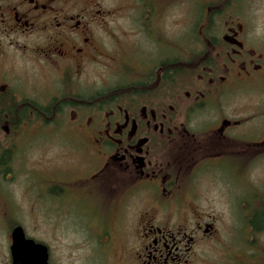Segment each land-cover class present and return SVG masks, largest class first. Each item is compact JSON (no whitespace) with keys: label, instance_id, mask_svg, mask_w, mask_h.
I'll return each instance as SVG.
<instances>
[{"label":"flooded vegetation","instance_id":"af4514ba","mask_svg":"<svg viewBox=\"0 0 264 264\" xmlns=\"http://www.w3.org/2000/svg\"><path fill=\"white\" fill-rule=\"evenodd\" d=\"M136 2L135 10L145 0ZM214 7L203 5L201 36L178 45L176 56L159 36L162 14L152 33L150 4L136 10L148 15L155 45L147 69L118 67L139 38H129V51L121 49L128 34L115 38L113 73L131 82L87 97L74 88L90 64L108 55L99 32L107 33L111 10L88 0H0V264H14L18 229L44 245L49 264H75L79 251L69 239L73 202L27 197L25 141L36 135L84 145L86 164L81 171L67 167L65 177L69 193L77 186L86 195L93 255L97 244L107 249L120 238L126 264H196V249L218 235L222 219L230 222L227 244H246L248 255L264 250V54L249 44L241 23L227 21L224 35L212 36ZM148 71L143 81L133 78ZM61 89L67 92L59 98ZM248 94L257 100L245 101ZM53 168L46 170L49 194L63 198ZM204 199L225 204V217L203 214ZM97 231L104 241L96 242ZM76 260L85 263L86 255Z\"/></svg>","mask_w":264,"mask_h":264},{"label":"rangeland","instance_id":"374dc122","mask_svg":"<svg viewBox=\"0 0 264 264\" xmlns=\"http://www.w3.org/2000/svg\"><path fill=\"white\" fill-rule=\"evenodd\" d=\"M95 1V4L103 6L104 9L111 10V15L108 18V23L104 25V30L100 31L99 35L101 40L105 42L106 47L110 48L107 51L106 57L98 58L97 62L90 64L88 69L83 72L82 76L77 79L75 94H86L88 97L95 92L103 91L111 87L128 84L131 82V76L116 75L113 73L114 66V50L117 44H113L112 40L119 38L122 35L128 34V40L125 41L124 49L130 50V43L138 39V48L130 51L128 58L123 55L122 58H118V67L121 63L127 64L130 68L136 71H145L150 56L153 54L155 45L149 40L147 35L146 24L148 21V15L143 12H136V10L144 9L147 11L148 4L152 9L150 17V27L152 33L157 31L156 20L161 15V23L159 27L161 29L159 36L171 41V50H165L176 56L179 54V47H184L188 44L192 46V41L195 38L200 37V26L205 20V9L203 5L215 6V12L212 15L211 22L214 24L212 27V36H218V32L223 29V24L227 21H234L237 26L241 23L245 26V31L248 32L249 44L257 49L258 52L264 54V0H145V2L136 8L132 5L137 4L136 0H88ZM129 4V5H128ZM129 6L128 8L125 6ZM207 18V17H206ZM208 18L206 19V22ZM148 24V26H149ZM136 27L132 29L131 27ZM225 29L220 32V35H224ZM159 45V44H158ZM160 47H164L163 43ZM195 49V47H192ZM159 61L157 60L156 63ZM150 71L147 73H136L133 78L139 81L145 80ZM255 91V89L251 88ZM256 90H260L259 87ZM67 90H59L58 97L65 96ZM70 92V91H69ZM72 93V92H70ZM50 90L45 91L44 95H49ZM258 95L248 94L244 97L245 101H256ZM238 101L242 102L241 99ZM44 135H36L30 139L28 136L26 144V187L27 197L33 201H37L39 194L43 195L46 200L53 201L62 200L64 203L73 202V206L69 209L73 222V233L69 234V239L72 240L75 249L74 262L75 264H95L94 259L102 261V264H126L125 255L128 251L123 241L120 238L114 240L113 246H107V249L102 244H97V251L93 255L89 248V243L94 242L90 236L86 237V195L82 193L80 187L75 186L69 193L71 184L68 186L66 182L65 173L70 171L69 168L81 171L86 164V151L81 141L74 140L66 144V140L60 138L54 140L53 143L43 142L40 137ZM41 144V145H40ZM69 144V145H68ZM40 145V147H36ZM54 167V168H53ZM53 168V175L55 177L54 182H58V185L63 190V198H57L60 195H50L47 182L51 177V173L47 172ZM47 170V171H46ZM80 172L77 173V176ZM49 177V178H48ZM16 188L17 184L15 185ZM20 193V191H19ZM43 203L42 199L39 200ZM199 209L203 214H214L227 212L226 205L219 201L204 199L202 204L199 205ZM236 209V205H235ZM244 214V210H242ZM237 221L239 218H236ZM44 221V226L47 223ZM200 222V221H199ZM185 223V222H184ZM188 226L193 222L187 221ZM70 224V223H69ZM218 235L214 238H207L203 240L200 247L197 248V254L192 260L196 264H219L218 261L224 260L229 264H264V250L260 251L256 248L254 255H248L246 244H242L237 241L227 244V236H230V222L227 220H219ZM43 226V227H44ZM64 228H68L66 225ZM97 231L94 234L96 242L103 240ZM222 239V240H221ZM60 245H66L65 242L60 241ZM220 244L224 245L222 247ZM221 246V247H220ZM105 253V254H104ZM82 255H86V262L82 263L76 259ZM252 259L256 262L250 263ZM245 260V261H244ZM94 261V262H93ZM217 262V263H216Z\"/></svg>","mask_w":264,"mask_h":264},{"label":"water","instance_id":"95a60500","mask_svg":"<svg viewBox=\"0 0 264 264\" xmlns=\"http://www.w3.org/2000/svg\"><path fill=\"white\" fill-rule=\"evenodd\" d=\"M42 248H44V257L40 258L38 254ZM12 251L14 264H49L44 245L36 244L33 240L25 238L21 229L14 233Z\"/></svg>","mask_w":264,"mask_h":264},{"label":"trees","instance_id":"16d2710c","mask_svg":"<svg viewBox=\"0 0 264 264\" xmlns=\"http://www.w3.org/2000/svg\"><path fill=\"white\" fill-rule=\"evenodd\" d=\"M209 5H211V4H209ZM215 12V10H213V13Z\"/></svg>","mask_w":264,"mask_h":264}]
</instances>
